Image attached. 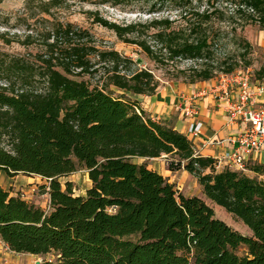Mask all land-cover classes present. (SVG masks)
I'll list each match as a JSON object with an SVG mask.
<instances>
[{
	"label": "trees",
	"instance_id": "1",
	"mask_svg": "<svg viewBox=\"0 0 264 264\" xmlns=\"http://www.w3.org/2000/svg\"><path fill=\"white\" fill-rule=\"evenodd\" d=\"M68 1L41 0L30 18L53 15ZM146 1L148 14L167 4L177 8L185 25L157 15L117 23L98 11L93 20L159 64L198 62L192 82L213 78L215 64L226 65L225 73L252 65L254 45L241 36L239 56L215 58L220 37L212 24L230 10L242 27L252 23L262 30L264 0ZM48 22L39 32L25 33V44L41 41L36 53L0 50V170L40 175L50 187L45 210L0 186V237L9 248L57 255L40 264H264V165L250 163L253 176L217 169L216 159L196 155L187 135L147 117L133 98L156 92L160 83L153 72L113 47H99L88 29ZM254 77H264V65ZM163 154L174 157L172 169L197 177L205 196L242 220L252 235L218 218L203 198L178 193L168 178L137 160ZM80 168L92 182L85 195H75L72 182L61 181ZM243 246L247 251L240 255Z\"/></svg>",
	"mask_w": 264,
	"mask_h": 264
},
{
	"label": "rangeland",
	"instance_id": "2",
	"mask_svg": "<svg viewBox=\"0 0 264 264\" xmlns=\"http://www.w3.org/2000/svg\"><path fill=\"white\" fill-rule=\"evenodd\" d=\"M40 3L41 0H2V2H0L1 51L22 55L36 53L41 49V41L38 40V37H36L33 44L27 45L24 43L25 33L48 27V21L58 19L64 22H72L79 27L88 29L96 37L97 45L99 47H113L122 54L132 57L138 63L139 68L149 69L153 72L155 78L160 83L159 87L172 82L192 83V68L200 67L198 62L194 63L192 60L186 59L170 62L166 65L159 64L154 59L149 57L147 53L144 52L138 45L124 42L118 38L113 30L94 22L93 20V13L98 11L101 16L117 23L145 21L152 18L154 15H157L165 17L170 16L173 19H176L175 26L185 25V20L178 15L177 8L169 7L168 4L164 6L160 13L148 14L144 9L150 2L148 3L146 0H132V2H124L121 6L70 0L62 7L54 9L53 15L39 12L36 17L30 18V15L33 12L39 11ZM28 6L31 8H28ZM241 23L242 22L239 17H231L230 10L226 12L224 18L215 20L214 24H212V31H215L216 36L220 38L214 47V55L216 59L218 57L223 59L227 55L239 56L243 51L241 44H239L240 36L247 38L254 45L253 52L249 55L252 65L248 68L252 69L255 75V71L264 65V49L258 44L260 28L258 24L252 23L242 27ZM4 36L5 38H3ZM4 39H10V42H6ZM138 59H142V62L139 63ZM239 63L243 65L242 60H239ZM215 65L217 66L214 70L216 77L225 73L224 69L226 65ZM242 70H244V68L239 66L236 71ZM84 79L90 80L91 78L86 76ZM93 79L95 81L97 78ZM21 175L24 174L22 173ZM40 181L39 185L41 187L39 186V191L35 195L36 202L34 203L40 207L43 206L48 209L49 202L47 201L46 195L48 191L44 188L47 181L44 178ZM61 181L63 183L71 181L75 195H85L88 188L92 184L85 168H80L75 173L67 177H62ZM12 189L13 188L11 187L10 190ZM199 189L200 188L198 186H195V188H192L191 191L192 193H197L200 191ZM205 201L214 208L218 218L224 220L242 234L252 235L250 228L242 220L236 218L224 207L215 204L211 200L206 198ZM131 238L136 239L137 237L132 236ZM0 245V264H37V262L42 263L45 260L57 259V255L53 252L45 255L34 256L28 253L11 251L2 244ZM246 251V247L243 246L240 247L237 252L240 255H244Z\"/></svg>",
	"mask_w": 264,
	"mask_h": 264
},
{
	"label": "crops",
	"instance_id": "3",
	"mask_svg": "<svg viewBox=\"0 0 264 264\" xmlns=\"http://www.w3.org/2000/svg\"><path fill=\"white\" fill-rule=\"evenodd\" d=\"M258 44L264 49V29H260ZM252 79L254 84H257L264 77L255 78L253 73ZM218 80L219 77L215 76L208 80L192 83H167L158 87L152 95L140 94L134 95L133 98L139 101V106L147 117L173 127L187 135L193 143L196 155L217 160L234 149L236 144L231 140L239 135L247 126L241 120L232 121L230 119L228 111L229 101L226 100L222 92H216L214 89ZM237 97V88H231L230 100L237 99ZM263 101L264 95H259L258 102L262 103ZM189 106L192 107L193 113L186 115L185 108ZM197 122H202L203 125L199 135L193 136L189 130ZM173 159L174 157L171 154H163L160 157L150 159L139 158L137 160L140 163L146 161L149 168L168 178L170 182L174 183L175 189L179 193L187 197L198 196L206 200L207 197L197 177L184 168L172 169L170 162ZM248 161L249 163L264 165V151L254 153L248 158ZM246 173L251 176L255 175L251 170H246ZM21 174L9 175L5 171L0 170V186L9 191L11 196H20L24 200L34 203L36 202L35 195L39 191L40 180L43 177L40 175ZM46 183L44 188L47 190L49 182L47 181ZM195 186H198L200 191L192 193L191 190ZM11 187L13 188L12 190H10ZM46 195L50 206L49 192ZM42 208L45 210L49 209L43 206Z\"/></svg>",
	"mask_w": 264,
	"mask_h": 264
},
{
	"label": "built area",
	"instance_id": "4",
	"mask_svg": "<svg viewBox=\"0 0 264 264\" xmlns=\"http://www.w3.org/2000/svg\"><path fill=\"white\" fill-rule=\"evenodd\" d=\"M253 71L250 68L233 73H224L219 76L216 92H222L229 101V116L232 121L241 120L247 124L246 128L231 141L236 145L225 156L217 159L216 168L225 167L248 170L250 164L248 158L254 153L264 151V101L258 102V96L264 95V79L257 84L253 82ZM237 88V99H231V88ZM191 106L185 108V114L191 115ZM202 122H197L190 127V134L198 136L202 128ZM50 187L47 186V191ZM0 244L10 249L1 239Z\"/></svg>",
	"mask_w": 264,
	"mask_h": 264
},
{
	"label": "water",
	"instance_id": "5",
	"mask_svg": "<svg viewBox=\"0 0 264 264\" xmlns=\"http://www.w3.org/2000/svg\"><path fill=\"white\" fill-rule=\"evenodd\" d=\"M138 62L141 63L142 59H138ZM41 262H37V264H40Z\"/></svg>",
	"mask_w": 264,
	"mask_h": 264
}]
</instances>
